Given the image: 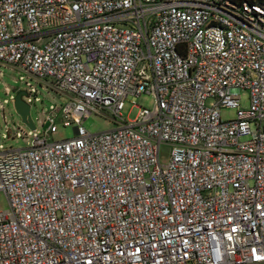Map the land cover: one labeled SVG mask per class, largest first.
Instances as JSON below:
<instances>
[{
	"label": "built area",
	"instance_id": "1",
	"mask_svg": "<svg viewBox=\"0 0 264 264\" xmlns=\"http://www.w3.org/2000/svg\"><path fill=\"white\" fill-rule=\"evenodd\" d=\"M0 66L66 98L0 149V264H264V6L0 0Z\"/></svg>",
	"mask_w": 264,
	"mask_h": 264
},
{
	"label": "rangeland",
	"instance_id": "2",
	"mask_svg": "<svg viewBox=\"0 0 264 264\" xmlns=\"http://www.w3.org/2000/svg\"><path fill=\"white\" fill-rule=\"evenodd\" d=\"M3 88L7 89L4 95ZM20 92V101L28 106V117L33 126V130L29 131L19 122L15 115L11 99L14 94ZM66 98L57 94L46 87L41 86L33 79L27 77L23 73L7 66H0V149L22 148L32 136H41L43 130L41 125L44 116L54 110L55 107L62 105ZM246 104L245 97L240 96L238 105L244 107ZM151 105V99L144 95L138 97H127L122 108L118 112L120 119L131 120L136 112V107L148 108ZM233 111L230 109L219 110L218 116L220 120L230 119ZM55 131L47 137L48 141H58L71 137V127H62L55 117L53 119ZM86 133H97L111 127L106 120L87 116L80 124ZM12 137V139H10ZM164 147L158 150V161L163 160ZM6 209L5 199L0 192V211Z\"/></svg>",
	"mask_w": 264,
	"mask_h": 264
},
{
	"label": "water",
	"instance_id": "3",
	"mask_svg": "<svg viewBox=\"0 0 264 264\" xmlns=\"http://www.w3.org/2000/svg\"><path fill=\"white\" fill-rule=\"evenodd\" d=\"M20 95H21L20 92L13 95L11 99V106H12V109L15 115L18 117L19 122L22 125H24L26 129H28L29 131H32L33 126L28 117V106L24 104L22 101H20L19 99ZM44 128H45V125L44 124L41 125V130H43ZM10 139H12V137Z\"/></svg>",
	"mask_w": 264,
	"mask_h": 264
},
{
	"label": "trees",
	"instance_id": "4",
	"mask_svg": "<svg viewBox=\"0 0 264 264\" xmlns=\"http://www.w3.org/2000/svg\"><path fill=\"white\" fill-rule=\"evenodd\" d=\"M232 1H244V2H247L249 4L264 6V0H232Z\"/></svg>",
	"mask_w": 264,
	"mask_h": 264
}]
</instances>
